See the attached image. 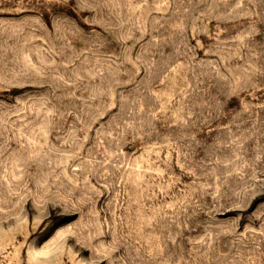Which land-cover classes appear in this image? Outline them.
Wrapping results in <instances>:
<instances>
[{"label": "rangeland", "instance_id": "374dc122", "mask_svg": "<svg viewBox=\"0 0 264 264\" xmlns=\"http://www.w3.org/2000/svg\"><path fill=\"white\" fill-rule=\"evenodd\" d=\"M0 264H264V0H0Z\"/></svg>", "mask_w": 264, "mask_h": 264}]
</instances>
